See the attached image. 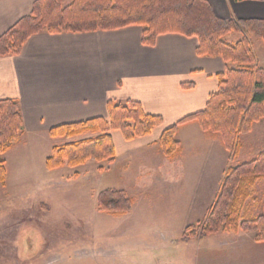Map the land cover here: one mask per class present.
<instances>
[{"label": "crops", "instance_id": "crops-1", "mask_svg": "<svg viewBox=\"0 0 264 264\" xmlns=\"http://www.w3.org/2000/svg\"><path fill=\"white\" fill-rule=\"evenodd\" d=\"M207 1L215 14L223 19L264 18V1ZM33 2L0 0V35L19 18L29 14ZM235 33L230 43L243 35ZM253 37L250 36L251 45ZM197 45V37L177 32L159 34L154 44H144L142 26L137 24L108 30L41 31L30 35L19 53L0 56V99H16L23 118L18 140L4 153L14 147L26 146L37 137H52L48 130L58 124L97 116L107 118V103L110 100H137L145 112L161 115L163 122L155 126L151 133L131 140H126L119 129H112L116 156L112 162L101 161V178L108 172L126 176L132 170L134 160L147 162L141 168L145 178L140 179L142 181L138 187L147 184L144 182L147 179L158 180L174 188L184 184L187 192L193 196V206H205L198 220L201 221L219 190L227 166L229 152L218 143V138L215 135L204 137L202 132L207 135L211 131L203 130L198 122L192 121L179 125L176 138L181 147L173 158H167L162 151L165 158L160 154H140L153 147L151 145L156 149L157 140L165 127L203 109L208 95L217 90L216 74L224 72L227 65H235H226L219 56L198 55ZM185 82L191 83L192 87H183L182 83ZM97 134L85 131L68 139ZM56 137L61 136L52 138ZM193 142H204L209 150L204 153L198 149L191 150ZM7 176L6 173V180ZM129 186L123 185L121 189L132 198ZM249 199L245 202V208L249 207ZM133 209L119 217L131 215ZM138 214L136 219H139ZM132 220L133 216L124 225L125 230H132L129 227L134 226ZM218 233H221L218 241L222 246L227 245L228 235H236L244 242L251 237L258 243L247 248L242 245L241 251L232 253L229 264H264V241H256L255 233L253 235L243 230ZM172 239L173 236L168 235L163 237V245L149 244L144 247L146 251L159 252L154 256L155 264H167L172 260V253L165 251ZM140 264L143 263L140 261ZM202 264H216L215 258H202ZM219 264L227 263L222 260Z\"/></svg>", "mask_w": 264, "mask_h": 264}, {"label": "trees", "instance_id": "trees-1", "mask_svg": "<svg viewBox=\"0 0 264 264\" xmlns=\"http://www.w3.org/2000/svg\"><path fill=\"white\" fill-rule=\"evenodd\" d=\"M243 1V0H233ZM264 1V0H258ZM34 0L29 14L19 18L0 35V56L17 54L27 38L37 32L57 33L108 30L137 24L142 26V42L152 45L159 34L182 33L198 39V55L219 56L226 65L217 73V90L208 95L203 109L189 113L165 127L158 140L162 153L169 159L180 150L176 138L179 125L196 121L205 131L219 133L232 159L240 149L239 136L264 117V67L256 64L250 36L264 42V18L218 17L207 0ZM231 32L242 33L234 43L226 41ZM192 87L191 83H182ZM108 117L61 123L48 130L50 136L70 138L85 131L98 133L52 147L45 158L51 170L65 164L77 166L87 160L112 162L116 152L112 129H119L126 140L151 133L163 118L147 113L139 101H108ZM23 128L19 102L0 99V154L18 140ZM5 160L0 158V182L6 180ZM264 179V150L255 157L229 165L219 190L204 218L185 227L182 238L190 239L220 231H254L256 241H264L263 212H247L245 202L253 196L254 185ZM133 199L124 189L107 188L97 195V207L108 214L128 213Z\"/></svg>", "mask_w": 264, "mask_h": 264}, {"label": "rangeland", "instance_id": "rangeland-1", "mask_svg": "<svg viewBox=\"0 0 264 264\" xmlns=\"http://www.w3.org/2000/svg\"><path fill=\"white\" fill-rule=\"evenodd\" d=\"M235 36L231 32L226 39L232 42ZM252 50L256 64L264 67V42L253 37ZM202 134L215 135L223 146L219 133ZM65 139L37 137L26 146L0 154L8 174L7 180L0 182V264H155L154 256L159 252L144 247L163 245L161 241L168 235L173 239L165 251L173 258L167 264H202L206 257L215 258L216 264L222 260L229 264L232 253L241 251L242 245L247 248L258 244L251 237L244 242L228 235L227 245L222 246L218 241L221 233L183 239L185 227L197 223L205 206H193V196L184 184L174 188L147 179V184L138 187L140 179L145 178L141 168L147 162L134 160L132 170L123 177L108 172L101 178L102 162L96 160L47 170L45 155L53 146L71 141ZM239 142V152L233 159L229 153L226 168L264 150V117L248 133L241 134ZM151 146L140 154L163 156L158 145L156 149ZM194 149L202 153L209 150L204 142H193ZM123 185H130L135 202L131 215L119 217L99 210L97 194ZM253 190L255 199H249L247 212L258 215L263 212L264 179ZM131 216L134 226L125 230Z\"/></svg>", "mask_w": 264, "mask_h": 264}]
</instances>
